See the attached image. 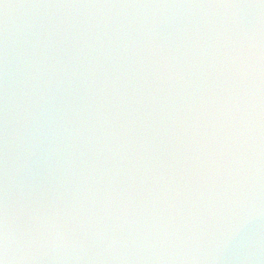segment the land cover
<instances>
[{"label":"clouds","instance_id":"obj_1","mask_svg":"<svg viewBox=\"0 0 264 264\" xmlns=\"http://www.w3.org/2000/svg\"><path fill=\"white\" fill-rule=\"evenodd\" d=\"M0 264H264V0H0Z\"/></svg>","mask_w":264,"mask_h":264},{"label":"water","instance_id":"obj_2","mask_svg":"<svg viewBox=\"0 0 264 264\" xmlns=\"http://www.w3.org/2000/svg\"><path fill=\"white\" fill-rule=\"evenodd\" d=\"M14 2H22V0H14Z\"/></svg>","mask_w":264,"mask_h":264}]
</instances>
